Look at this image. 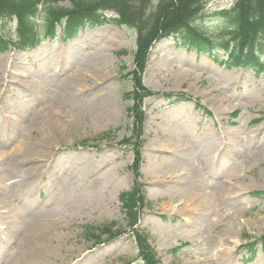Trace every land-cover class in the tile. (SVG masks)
Here are the masks:
<instances>
[{
    "label": "rangeland",
    "instance_id": "rangeland-1",
    "mask_svg": "<svg viewBox=\"0 0 264 264\" xmlns=\"http://www.w3.org/2000/svg\"><path fill=\"white\" fill-rule=\"evenodd\" d=\"M234 1L203 0V12ZM34 24L41 29L42 16ZM0 30L16 38L15 21ZM71 35L57 27L34 51L0 55V264H141L129 230L100 245L83 236L84 227L123 225L118 195L133 185L132 153L116 144L130 124L122 95L136 35L114 23ZM143 82L154 95L143 104L139 184L149 207L138 228L148 230L157 257L264 264V198L251 195L264 192V76L227 71L167 38L152 45ZM65 112L62 123L56 116ZM28 167L38 175H26ZM42 219L51 242L34 263L28 235Z\"/></svg>",
    "mask_w": 264,
    "mask_h": 264
},
{
    "label": "trees",
    "instance_id": "trees-1",
    "mask_svg": "<svg viewBox=\"0 0 264 264\" xmlns=\"http://www.w3.org/2000/svg\"><path fill=\"white\" fill-rule=\"evenodd\" d=\"M68 1L70 8L58 7V2ZM0 0V24L16 20V40L3 36L0 31V54L9 49H32L39 43L40 35H54V28L64 24V34L75 33L87 25L110 22L102 15L112 12L119 22L136 32L134 70L131 72V90L124 94L129 102L126 114L132 120V135L120 145H128L134 151L131 171L134 184L119 194L124 226L112 230L116 222L106 226L86 228L84 236L101 241V235L114 239L130 229L143 264H160L148 241L147 230L133 229L144 207V194L138 183L140 178V154L142 144V100L151 92L141 82L147 52L152 43L162 37H172L175 42L211 56L226 70L243 69L254 75H264V0H235L229 10L206 15L203 0ZM43 12V32L36 31L33 21ZM39 13V14H38ZM106 21V22H105ZM181 38V39H180ZM94 231L98 232L97 235Z\"/></svg>",
    "mask_w": 264,
    "mask_h": 264
},
{
    "label": "bare ground",
    "instance_id": "bare-ground-1",
    "mask_svg": "<svg viewBox=\"0 0 264 264\" xmlns=\"http://www.w3.org/2000/svg\"><path fill=\"white\" fill-rule=\"evenodd\" d=\"M86 103H87V101H85V103H83V104H77L78 108L81 105L82 106L87 105ZM91 112L94 113V109ZM65 115H66V112H65V114L60 113V116L58 115V116H56V118H58L57 119L58 121L63 123V122H65L64 121ZM36 147L38 149L41 148V146L39 144H37ZM17 153L22 154L24 156V158H21L22 159L21 162L24 164H28L27 159H29L30 156L27 153L26 149L19 147L17 150ZM29 153H30V150H29ZM30 161H32V160H30ZM38 170H39V168H37V167L36 168L35 167H28L26 169L25 173H26V175H28L30 177H34V176L38 175V172H39ZM198 204L200 205L201 201H199ZM0 210H2V209L0 208ZM0 214H1V211H0ZM35 225H36L35 229H33L28 235L29 247H27V248H29L32 251V253L30 255H31L34 263H40L42 259L46 258V250L47 249H45V246H47L48 242L49 243L51 242V232L49 229H45V227H48L50 225V222L47 219H42L41 221L37 222Z\"/></svg>",
    "mask_w": 264,
    "mask_h": 264
}]
</instances>
